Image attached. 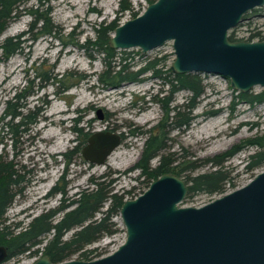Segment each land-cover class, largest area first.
<instances>
[{
	"label": "rangeland",
	"instance_id": "rangeland-1",
	"mask_svg": "<svg viewBox=\"0 0 264 264\" xmlns=\"http://www.w3.org/2000/svg\"><path fill=\"white\" fill-rule=\"evenodd\" d=\"M127 3H131L133 9L122 11V4ZM148 4L149 0H26L21 15L1 34L0 41H3L7 36L29 30L34 18L29 12L31 9L48 15L52 26L51 33L41 32L43 21H39L32 33H25L22 48L7 58L0 50V155L12 160L23 177L19 194L5 214V223L11 228L20 223L28 225L35 216L69 204L57 213L55 219L59 220L65 211L76 206L72 201L82 190L96 188L98 183L114 192L129 191L126 198L143 193L151 180L136 164L150 130L157 125L161 124L166 130L167 147L162 152L173 157L172 165L179 164L174 169L182 170L186 183L190 175L216 168L208 159L247 138L264 135V102L255 105L237 102L233 107L235 90L229 79L220 74L201 73L205 91L193 110L196 117L182 129L170 124L172 119H164L159 99L171 95L172 104L183 102L191 94L189 90L171 94L172 83L155 76L151 69L141 73L138 80L115 87H108L99 80V74L106 68L104 53L85 45L87 38L95 39V28L100 23L118 19L121 24L134 17V11L141 13ZM251 12L234 30L238 39H248L258 31L264 34V6ZM118 50V60L121 55L127 56L132 70H139L156 58L161 59L157 67L169 69L176 57L172 40L146 52L139 47ZM82 74L86 77L80 79ZM262 89L259 85L253 88L256 92ZM18 92L25 93L19 103L24 104V114L31 117L26 118V130L14 136L3 123L9 119L5 116L9 110L8 100L17 102ZM57 105L64 113L55 114L52 119L55 122L61 117L66 119L63 125L55 126L59 137L66 138L60 152L49 154L47 151L55 140L43 141L46 129H40L46 122L43 117L51 114ZM212 110L217 112L208 114ZM100 131L121 137V143L105 163L91 162L83 155L89 139ZM257 148L245 147L223 163L222 168L230 177L226 192L246 184L264 169V165L247 169L249 155ZM158 163L159 156L151 160L153 166ZM55 186L59 190L52 192ZM224 193H197L183 205L200 206ZM39 198L41 200L36 201ZM101 215L97 213V217ZM113 219L118 230L87 246L96 248L95 254H109L126 240V227L120 213ZM77 229L79 227L67 231L64 239L71 238ZM47 236L50 238L52 233ZM42 255L41 251L26 252L4 264H32ZM71 258L84 259L80 252Z\"/></svg>",
	"mask_w": 264,
	"mask_h": 264
},
{
	"label": "water",
	"instance_id": "water-1",
	"mask_svg": "<svg viewBox=\"0 0 264 264\" xmlns=\"http://www.w3.org/2000/svg\"><path fill=\"white\" fill-rule=\"evenodd\" d=\"M262 6L264 0H155L119 24L110 44L146 52L172 40L173 72L220 74L233 89L248 92L264 88V39L232 40L230 33ZM120 143V135L100 131L83 155L105 163ZM187 193L181 175L165 172L124 200L120 215L127 236L116 250L59 262L43 254L32 264H264V169L200 206L183 205ZM8 254L0 243V263Z\"/></svg>",
	"mask_w": 264,
	"mask_h": 264
},
{
	"label": "trees",
	"instance_id": "trees-1",
	"mask_svg": "<svg viewBox=\"0 0 264 264\" xmlns=\"http://www.w3.org/2000/svg\"><path fill=\"white\" fill-rule=\"evenodd\" d=\"M25 1L0 0V36L10 23L21 15ZM153 1L155 0H149V3ZM131 9H133L131 3L122 4V11ZM29 12L34 14L30 29L13 36H7L3 41H0V50H2L4 58L11 56L22 48L21 44L26 40L25 33H32L39 21H43V25L40 27L41 32H52L48 15L40 13L38 9H31ZM251 13V11L248 12L245 17H248ZM137 15L138 13L134 11V16ZM118 25V19L106 24L100 23L95 28V39L87 38L85 45H91L104 53L106 68L99 74V80L108 87H115L126 81L138 80L140 74L147 69L153 70L155 76H161L172 83L171 94L181 89L190 91L191 94L183 102L172 104L171 95L159 99L164 110V119L167 121L172 119L170 124H174L179 129L188 127L196 117L193 110L197 107L198 97L205 91L202 75L195 72L175 73L171 68L157 67L158 62L161 60L159 58L150 60L147 65L139 70H132L127 62L128 57L121 55V59L118 60L119 50L110 44L111 36ZM230 38L232 40L238 39L234 31L230 33ZM255 38L264 39V34L258 31L248 37L250 40ZM85 77L84 74L80 75V79ZM234 90L233 107L237 102H246L250 105L264 102V88L257 92L253 89L248 92ZM25 96V93L18 92L15 96L17 102H12V99L8 100L9 110L5 113V116H9V119L3 123V127H9L14 136H20L21 131L26 130L28 123L26 118L31 117V114H24L22 111L24 104L19 103V100ZM216 112L217 110H212L208 114L213 115ZM165 132L166 130L161 124L150 130L142 156L136 164V167L141 169L142 174L151 181L169 171L182 175V170L176 171L174 169L179 164L172 165L173 157L162 152L167 147ZM248 146H257L258 148L249 155L247 169L264 165V135L247 138L229 150L208 159V161L214 163L216 168L189 176L187 180L188 193L182 204L187 203L197 193L226 192V183L229 182L230 177L224 171L222 165L237 151ZM156 156H159V163L153 166L151 160ZM20 175L14 162L0 155V243L6 244L9 248L8 256L0 264H4L6 261L26 252L35 254L39 251L48 254L54 262L70 259L76 252H80L81 258L86 260L99 257L102 253L95 254L96 248H87V246L98 241L104 235L113 234L118 230V224L113 217L120 213L121 206L129 191L118 193L105 188L102 183H96V188L82 190L79 197L72 201L76 202V206L65 211L59 220L55 219L57 213L68 207L69 204L35 216L28 225L20 223L11 228V225L5 223L7 219L5 214L15 196L19 194V186L23 182V177ZM18 187L19 189L16 190ZM58 190L59 187L55 186L52 192ZM106 203L108 205L104 209ZM99 212L102 215L97 217ZM76 227H79V229L73 233L71 238L64 239L65 233ZM49 233H52L50 238L47 236ZM41 244H44L43 249L40 247Z\"/></svg>",
	"mask_w": 264,
	"mask_h": 264
},
{
	"label": "bare ground",
	"instance_id": "bare-ground-1",
	"mask_svg": "<svg viewBox=\"0 0 264 264\" xmlns=\"http://www.w3.org/2000/svg\"><path fill=\"white\" fill-rule=\"evenodd\" d=\"M53 109L54 110H53V112L51 114L45 115L43 117L46 122L44 123V125L40 129V130L46 129V133H45V136L43 137V141H45L46 139L47 140L48 139L49 140L50 139H54L55 140L53 142V144L50 146V148L48 149V151H47V152H50L49 154L60 152L61 151V148L64 146V140L66 138L65 136H60L59 137L60 133L55 128L56 125L57 126L58 125H63L65 123L66 119L63 118V117H61L56 122H55L54 119H52L55 114L62 115L64 113V111H63V109L60 108L59 105L55 106ZM92 125H93V123L90 124L91 127H93ZM42 151H44V149L41 150V152ZM112 169H114V168H112ZM112 169H110L109 171H111ZM40 200H41V198H39L36 201H40Z\"/></svg>",
	"mask_w": 264,
	"mask_h": 264
},
{
	"label": "built area",
	"instance_id": "built-area-1",
	"mask_svg": "<svg viewBox=\"0 0 264 264\" xmlns=\"http://www.w3.org/2000/svg\"><path fill=\"white\" fill-rule=\"evenodd\" d=\"M255 40V39H254Z\"/></svg>",
	"mask_w": 264,
	"mask_h": 264
}]
</instances>
